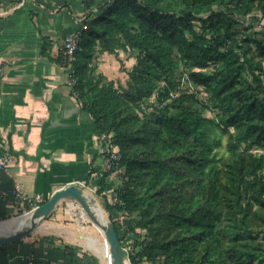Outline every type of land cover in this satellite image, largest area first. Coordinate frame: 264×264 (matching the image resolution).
Here are the masks:
<instances>
[{
    "label": "trees",
    "instance_id": "16d2710c",
    "mask_svg": "<svg viewBox=\"0 0 264 264\" xmlns=\"http://www.w3.org/2000/svg\"><path fill=\"white\" fill-rule=\"evenodd\" d=\"M83 6L86 30L69 66L72 92L94 131L111 135L119 150L112 173H120L114 191L121 205L104 207L131 220L122 234L112 222L122 247L126 234L135 237L130 263L264 264V154L252 151L264 150V38L246 33V23L264 18V0ZM46 46L44 40L49 56ZM119 51L135 65L117 89L93 61ZM55 61L67 66L60 56ZM179 68L195 92H181ZM153 96L157 106L144 112Z\"/></svg>",
    "mask_w": 264,
    "mask_h": 264
},
{
    "label": "crops",
    "instance_id": "0c3cea01",
    "mask_svg": "<svg viewBox=\"0 0 264 264\" xmlns=\"http://www.w3.org/2000/svg\"><path fill=\"white\" fill-rule=\"evenodd\" d=\"M84 16L83 0H0V158L7 164L0 190L17 186L26 196L47 200L71 184L85 192L81 184L89 174L92 182L98 179L104 156L97 132L72 92L71 68L55 61L63 37ZM44 40L49 56L42 53ZM104 65L99 73L106 76ZM105 183L108 199L120 181L112 173ZM68 203L26 237L0 246V264H29L30 255L32 264H98L69 235L76 230L62 226ZM20 210L18 202L0 197V218Z\"/></svg>",
    "mask_w": 264,
    "mask_h": 264
},
{
    "label": "rangeland",
    "instance_id": "374dc122",
    "mask_svg": "<svg viewBox=\"0 0 264 264\" xmlns=\"http://www.w3.org/2000/svg\"><path fill=\"white\" fill-rule=\"evenodd\" d=\"M108 1L110 2L111 0H108ZM92 10H93L92 13H95V12H97L98 8L96 7V8H93ZM246 25L249 26L246 33H247V35H250L251 38L252 37H256L259 39L264 38V18L261 19L260 21L255 20L252 23L251 22L246 23ZM127 56H129V58H127ZM103 57L104 58H102V54H97V56L95 57V59L93 61V66L95 67L96 72L97 73L100 72L99 65L100 64L102 65L104 63L106 66L104 65L103 70L106 74V76H105L106 79L108 81H113L114 86L117 89H120V87L125 88L126 82L128 81V78H129V72L133 70V67L135 65L134 56L130 55V53H128V52H125V54H124L123 51H119L116 54H110V56L108 54L103 55ZM97 58H100V59H97ZM212 71H213L212 65H210L207 69L204 70V72L207 74L211 73ZM70 73H71V71H70ZM178 74L180 76H178ZM109 78H111L112 80H109ZM176 80L180 81L181 92L192 93V92L196 91V88L193 85V83L189 80L188 73L185 69L179 68L177 70ZM71 83L73 85L72 79H71ZM204 96H205V93L203 91L197 92V98L200 101L203 100ZM153 106H157V102H156L154 96L149 98V99L144 100V104H142V109L144 110V112L149 113L150 111L153 110ZM204 114H205V116H211V113L208 111L204 112ZM94 137L98 143H101V141L99 139V133H96L94 135ZM223 140H225V138H223ZM100 145H102V143ZM100 149H101V147H100ZM252 151L256 152V153H263L264 154V150H257L256 148H253ZM113 173H116L117 180L120 181L119 171H116ZM95 177L98 178L96 181L97 183L92 182V179H94V176L89 174L88 179H86V181H85L86 183L82 182V183L86 184V186H84V184H81V187L82 188L85 187L84 188L85 193L90 194L92 197L94 196L93 198L95 200V203L99 207H101L100 209L102 210V216H104V219L108 223H111V224H112V222H114L116 224V226L118 227L119 233L122 234L127 229V225L131 220L129 218L125 217L121 213H115L113 215L109 214V212L104 207V201H106L108 204H111V205L113 204L112 200H111V195H112L113 191L111 192V194H109L108 199H107L106 195H103L102 193L98 194L96 191H97L98 186H99L100 177L99 176H95ZM119 186H120V183L115 188H118ZM62 208H63L62 210H64L66 208V206L62 205ZM25 211H26V209L20 210V211H17L15 214L10 215L4 219L0 218V222L10 221L12 219L19 218V217L25 215L24 214ZM64 216L66 219L62 222V226L63 225L66 226L67 230L81 231L85 235L95 237V238H100V236L103 235V233L97 227L92 225L90 220L86 217L85 213L78 207V205H77V210H76L73 218L67 214H64ZM26 221L27 222L29 221L28 217H27ZM76 231H74L73 234H71L72 233L71 232L69 235L72 236L73 238H75L81 244L80 246H81L82 250H86L88 252V254H90V256L96 258V262L98 264H104L100 255L94 249L92 243H90L89 241L75 235ZM137 232L142 234L141 231H137ZM140 240H139V242H140ZM122 243H123V248L126 250L127 259L129 260V257H128L129 254L137 252L138 248H139L136 245L134 235L131 232H129L123 238ZM129 263H130V261H129ZM141 264H149V263L143 262Z\"/></svg>",
    "mask_w": 264,
    "mask_h": 264
},
{
    "label": "water",
    "instance_id": "95a60500",
    "mask_svg": "<svg viewBox=\"0 0 264 264\" xmlns=\"http://www.w3.org/2000/svg\"><path fill=\"white\" fill-rule=\"evenodd\" d=\"M62 202H70L78 205L92 225L104 234L111 250L113 264H126V262L130 264L114 226L108 223L104 219V216L98 213L95 208L96 203L94 198L74 184L57 190L43 204L26 214L29 221L21 224L16 230L0 233V246L16 242L29 235Z\"/></svg>",
    "mask_w": 264,
    "mask_h": 264
},
{
    "label": "built area",
    "instance_id": "2783aa9c",
    "mask_svg": "<svg viewBox=\"0 0 264 264\" xmlns=\"http://www.w3.org/2000/svg\"><path fill=\"white\" fill-rule=\"evenodd\" d=\"M85 19L86 16L81 19L79 28L74 32L64 36L60 43L59 56L61 57L62 61L67 64V66H70L75 60V54L79 48L82 32L86 30V25L83 22ZM99 139L102 143L101 154L104 156L103 167L98 173V176L101 179L106 173L111 172L112 174L113 169L116 168L117 163L120 160V153L118 148L113 145L111 141V135L99 133ZM6 169V161L0 158V170ZM0 197H9L18 202L21 206H23L24 210L26 209L24 214H28L45 202V199L40 194L26 196L19 190L17 186L10 190H0ZM111 200L113 204L121 205V202L118 200L115 191H113L111 195ZM27 259L29 264H32L34 261L33 255L28 256Z\"/></svg>",
    "mask_w": 264,
    "mask_h": 264
},
{
    "label": "bare ground",
    "instance_id": "6f19581e",
    "mask_svg": "<svg viewBox=\"0 0 264 264\" xmlns=\"http://www.w3.org/2000/svg\"><path fill=\"white\" fill-rule=\"evenodd\" d=\"M68 204L69 206L67 209V214H69V216L73 218L77 210V205L75 203H68ZM95 208L98 211V213L102 215V210L100 209L101 207H99L96 204ZM26 219H27V215L25 214L19 218H15L10 221L0 222V233L16 230L21 224L26 222ZM75 233H76L75 235H77L78 237L83 238L89 241L90 243H92L94 249L98 252L104 264H113L111 250L109 248V245L107 243L104 234L100 236V238H95L85 235L81 231H76ZM126 264H128V262H126Z\"/></svg>",
    "mask_w": 264,
    "mask_h": 264
}]
</instances>
